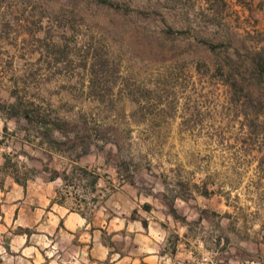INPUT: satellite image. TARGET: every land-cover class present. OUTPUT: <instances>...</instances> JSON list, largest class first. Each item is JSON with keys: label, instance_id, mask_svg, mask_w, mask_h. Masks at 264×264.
Returning a JSON list of instances; mask_svg holds the SVG:
<instances>
[{"label": "rangeland", "instance_id": "obj_1", "mask_svg": "<svg viewBox=\"0 0 264 264\" xmlns=\"http://www.w3.org/2000/svg\"><path fill=\"white\" fill-rule=\"evenodd\" d=\"M261 1L0 0V102L18 111L0 153L18 176L62 172L58 194L86 213L104 203L96 224L148 201L167 233L264 264Z\"/></svg>", "mask_w": 264, "mask_h": 264}, {"label": "crops", "instance_id": "obj_2", "mask_svg": "<svg viewBox=\"0 0 264 264\" xmlns=\"http://www.w3.org/2000/svg\"><path fill=\"white\" fill-rule=\"evenodd\" d=\"M261 2L264 4V0ZM9 111L0 102L1 128L6 132L17 118ZM5 154L0 153V264L234 262L226 257V246L216 248L217 240L201 237L194 229L185 231V224L178 223L183 228L181 233H167L166 223L153 216L154 209L148 201L137 210L143 214L141 217L134 213L122 217L109 214L101 221L103 224H96L94 219L100 209L105 211L104 203L94 205L91 214L86 213L84 200L71 205L66 202L67 197L58 194L53 185L58 179L50 180L38 169L18 176L17 170L9 167ZM105 230H110L107 237ZM222 242L219 241L220 248Z\"/></svg>", "mask_w": 264, "mask_h": 264}, {"label": "trees", "instance_id": "obj_3", "mask_svg": "<svg viewBox=\"0 0 264 264\" xmlns=\"http://www.w3.org/2000/svg\"><path fill=\"white\" fill-rule=\"evenodd\" d=\"M251 62H252V65H253V68H252L251 72L254 74V76H256L259 80L264 79V51L261 50V51H258L256 53H254L252 55V57H251ZM226 78H227V81L230 83V85L232 87H234L235 91H237V92L246 91V95H248V97H250L251 91H249L248 89L244 88V85L242 84V82H240V84H239L238 79H237V77L235 76V74L233 72H230L228 74V76H226ZM10 113H11V115L17 116L18 111H17V108L14 105H11ZM24 115L26 117L30 116L28 111H25ZM41 123H43V126H47L48 121L42 119ZM59 126H60V123H58L56 121H54L53 123L51 122L50 127H47L45 129L46 132L44 131L43 135L47 134L50 130H54V128L59 127ZM39 143H41V142H39ZM38 170H40L41 172L46 174L47 178L50 179V180L59 179V178H62V179L65 178V176L62 175L63 174L62 172L58 171L55 168H49L46 164L44 165V168H42V166H41L40 168H38ZM31 171H33V170H31ZM97 178L98 177L94 176L91 179L90 184L92 185V187L95 186ZM16 180L19 181L21 179L16 177ZM146 207H147V205H146Z\"/></svg>", "mask_w": 264, "mask_h": 264}]
</instances>
